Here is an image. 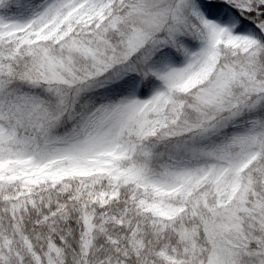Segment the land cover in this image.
<instances>
[{
	"label": "snow or ice",
	"instance_id": "snow-or-ice-1",
	"mask_svg": "<svg viewBox=\"0 0 264 264\" xmlns=\"http://www.w3.org/2000/svg\"><path fill=\"white\" fill-rule=\"evenodd\" d=\"M0 264H264V0H0Z\"/></svg>",
	"mask_w": 264,
	"mask_h": 264
}]
</instances>
